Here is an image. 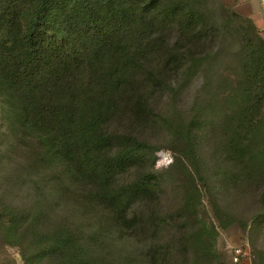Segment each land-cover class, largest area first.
<instances>
[{"label":"rangeland","instance_id":"rangeland-1","mask_svg":"<svg viewBox=\"0 0 264 264\" xmlns=\"http://www.w3.org/2000/svg\"><path fill=\"white\" fill-rule=\"evenodd\" d=\"M158 3L176 10L165 24L141 17L149 53L136 82L93 114L111 151L123 135L142 143L112 186L152 174L151 193L115 219L42 154L22 104L13 126L3 120L0 94V264H264V0Z\"/></svg>","mask_w":264,"mask_h":264},{"label":"trees","instance_id":"trees-1","mask_svg":"<svg viewBox=\"0 0 264 264\" xmlns=\"http://www.w3.org/2000/svg\"><path fill=\"white\" fill-rule=\"evenodd\" d=\"M158 1L0 0L3 120L13 126V105L22 104L21 126L35 131L42 154L91 186V196L121 222L135 197L151 193L154 176L112 186L116 174L139 161L142 143L123 135L111 151V138L93 114L112 112L123 85L136 82L137 64L149 53L141 17L154 10L152 21L160 25L176 10ZM191 21V14L180 19L182 25ZM256 52L264 72L263 40Z\"/></svg>","mask_w":264,"mask_h":264},{"label":"built area","instance_id":"built-area-1","mask_svg":"<svg viewBox=\"0 0 264 264\" xmlns=\"http://www.w3.org/2000/svg\"><path fill=\"white\" fill-rule=\"evenodd\" d=\"M240 251H241V249H240V248H236V250H235V253H236V254H239V253H240Z\"/></svg>","mask_w":264,"mask_h":264}]
</instances>
